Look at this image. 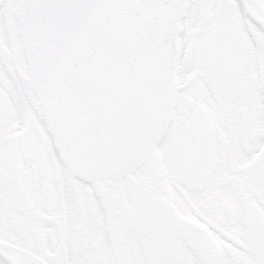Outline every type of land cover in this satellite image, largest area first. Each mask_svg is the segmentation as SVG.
Returning a JSON list of instances; mask_svg holds the SVG:
<instances>
[{"label":"snow or ice","instance_id":"obj_1","mask_svg":"<svg viewBox=\"0 0 264 264\" xmlns=\"http://www.w3.org/2000/svg\"><path fill=\"white\" fill-rule=\"evenodd\" d=\"M0 264H264V0H0Z\"/></svg>","mask_w":264,"mask_h":264}]
</instances>
